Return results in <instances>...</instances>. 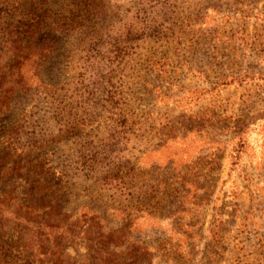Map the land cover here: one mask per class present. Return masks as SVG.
<instances>
[{"label":"rangeland","instance_id":"374dc122","mask_svg":"<svg viewBox=\"0 0 264 264\" xmlns=\"http://www.w3.org/2000/svg\"><path fill=\"white\" fill-rule=\"evenodd\" d=\"M0 264H264V0H0Z\"/></svg>","mask_w":264,"mask_h":264}]
</instances>
